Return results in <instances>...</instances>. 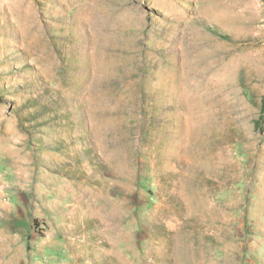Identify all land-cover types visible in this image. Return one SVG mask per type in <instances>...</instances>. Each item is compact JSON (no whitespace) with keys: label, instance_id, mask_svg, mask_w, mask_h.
<instances>
[{"label":"rangeland","instance_id":"rangeland-1","mask_svg":"<svg viewBox=\"0 0 264 264\" xmlns=\"http://www.w3.org/2000/svg\"><path fill=\"white\" fill-rule=\"evenodd\" d=\"M263 101L264 0H0V264H264Z\"/></svg>","mask_w":264,"mask_h":264},{"label":"trees","instance_id":"trees-1","mask_svg":"<svg viewBox=\"0 0 264 264\" xmlns=\"http://www.w3.org/2000/svg\"><path fill=\"white\" fill-rule=\"evenodd\" d=\"M263 120H264V101H263V105L261 106L260 114L254 120V126L257 128H261Z\"/></svg>","mask_w":264,"mask_h":264},{"label":"bare ground","instance_id":"bare-ground-1","mask_svg":"<svg viewBox=\"0 0 264 264\" xmlns=\"http://www.w3.org/2000/svg\"><path fill=\"white\" fill-rule=\"evenodd\" d=\"M4 175V174H3Z\"/></svg>","mask_w":264,"mask_h":264}]
</instances>
